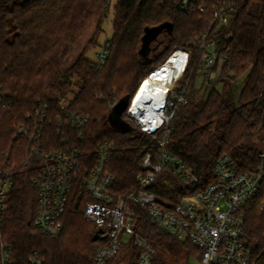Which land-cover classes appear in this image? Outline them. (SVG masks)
Here are the masks:
<instances>
[{
    "label": "trees",
    "instance_id": "16d2710c",
    "mask_svg": "<svg viewBox=\"0 0 264 264\" xmlns=\"http://www.w3.org/2000/svg\"><path fill=\"white\" fill-rule=\"evenodd\" d=\"M174 2L116 0L112 7L111 0H0V171L6 159L20 162L25 157L27 146L19 145L13 135L38 103L50 107L47 141L58 142L54 116L79 80L80 91L68 108L87 116L89 125L85 139L75 142L88 148L89 158L100 141L113 143L108 165L114 176L113 193L138 190L139 162L154 141L141 135L125 114L121 116L127 126L124 130L110 127L105 119L116 103H129L140 83L177 47L188 50L190 56L180 82L185 101L168 127L167 149L205 184L214 181L212 164L224 155L243 172H253L260 165L258 154L264 150V0H239L231 25L219 30V50L229 49L230 53L210 90L197 81L198 66L206 53L198 48V39L212 29L206 19L179 10ZM111 8L112 36L107 57L98 68L85 55L96 45ZM92 28V38L81 48L84 35ZM155 28L161 32L144 54L143 38ZM241 77L244 83L234 103L231 86ZM37 163L31 161L13 177L4 212L5 241L21 260L36 252L43 264H91L101 242L94 237V226L82 216L84 206L93 201L77 187L70 195L60 235L43 236L33 227L37 192L31 179ZM158 186L162 196H168L170 189L160 182ZM170 194L177 202L176 190ZM133 211L140 222L139 234L156 251L154 264H180L181 258L187 264L199 259L200 252L193 245L157 229L141 210L133 207ZM243 211L244 238L253 263L264 264V181ZM118 263H126L124 253L106 264Z\"/></svg>",
    "mask_w": 264,
    "mask_h": 264
},
{
    "label": "built area",
    "instance_id": "2783aa9c",
    "mask_svg": "<svg viewBox=\"0 0 264 264\" xmlns=\"http://www.w3.org/2000/svg\"><path fill=\"white\" fill-rule=\"evenodd\" d=\"M174 6L206 19L212 29L211 34L204 32L198 39V48L206 51L198 66L199 77L203 87L210 90L219 79L230 53L229 49L219 50V30L231 25L239 0H175ZM108 48L105 37L94 54V66L100 68ZM176 49H172L165 62L152 70L139 87L170 61ZM184 51L186 59L180 74L171 78L172 87L159 98L157 109L148 114V119L144 120L142 116L145 115L131 110L139 87L123 113L141 135L154 141L139 162L136 191L119 195L112 191L114 176L108 165L113 143L107 139L100 141L89 158L88 148L82 149V145L75 142L85 139L84 132L89 125L87 116L60 103V111L54 116L59 128L58 142L54 144L46 139L51 117L49 105L38 103L25 114V122L16 129L13 140L27 146L26 155L20 162L6 159L5 167L0 171V264H43L36 252L23 260L18 258L5 241L3 232L4 212L13 177L21 167L30 166L33 160L38 162L31 179L37 192L33 227L43 236L60 235L70 195L77 187L93 201L84 206L82 216L94 226V237L101 242L91 257V264H106L121 253L126 255L124 264H130L132 259L135 264H154L156 251L139 234L140 222L133 207L144 212L149 223L157 229L197 248L200 252L198 264H254L244 238L243 205L257 194L264 181V150L258 154L260 165L251 173L243 172L228 155L217 158L212 164L214 181L205 184L167 149L168 127L185 101L178 85L190 56L188 50ZM158 182L170 189L168 196H162ZM175 190L177 202L170 194Z\"/></svg>",
    "mask_w": 264,
    "mask_h": 264
},
{
    "label": "bare ground",
    "instance_id": "6f19581e",
    "mask_svg": "<svg viewBox=\"0 0 264 264\" xmlns=\"http://www.w3.org/2000/svg\"><path fill=\"white\" fill-rule=\"evenodd\" d=\"M185 59V51L179 48L176 49L170 61L162 69H158L150 79H146L139 87L131 110L145 115L142 116L144 120L148 119V114L153 109H157V103L160 102L159 98L172 87L171 78L180 74Z\"/></svg>",
    "mask_w": 264,
    "mask_h": 264
},
{
    "label": "rangeland",
    "instance_id": "374dc122",
    "mask_svg": "<svg viewBox=\"0 0 264 264\" xmlns=\"http://www.w3.org/2000/svg\"><path fill=\"white\" fill-rule=\"evenodd\" d=\"M115 2H116V0H111V6L112 7L114 6ZM112 17H113V13H112V8H111V11L109 12V14L107 16V19L104 20V22L102 23L101 32H99L98 35L96 36V45L94 47L89 48L88 51L86 52L85 56L89 61H92V62L94 61V54H96L99 51V47L101 46V43L103 42L104 38L107 37V39H109L112 36V27H111ZM93 30H94V28L89 30L84 35V37L80 43L81 48L83 46H85L89 42V40L92 38L93 32H94ZM160 50H161V45L157 46L156 52L154 55L155 57L157 56L156 54H159ZM154 56H152V57H154ZM200 78L201 77H199L197 79L198 83H201ZM243 83H244V77H241V78H238L237 80H235L231 86V98H232L234 103H236V101L238 99V96H239V93H240V90H241ZM178 85H180V83ZM80 88H81V82L79 80H75L71 92L67 96L66 100L62 101L61 104L62 105H68L75 98V96L78 94V92L80 91ZM105 120H106V124H109L107 119H105ZM168 261L171 262V258H168ZM183 262H184L183 258L179 259L180 264H182ZM118 264H121V263H118ZM187 264H198V262L195 259H190Z\"/></svg>",
    "mask_w": 264,
    "mask_h": 264
},
{
    "label": "water",
    "instance_id": "95a60500",
    "mask_svg": "<svg viewBox=\"0 0 264 264\" xmlns=\"http://www.w3.org/2000/svg\"><path fill=\"white\" fill-rule=\"evenodd\" d=\"M160 32L161 28L150 29L147 31L146 35L143 38L142 52H144V54H148V52L150 51L149 44L157 39ZM127 106L128 100H121L113 106L107 118L110 127L118 130L126 129L127 126L122 121L121 116L126 111Z\"/></svg>",
    "mask_w": 264,
    "mask_h": 264
}]
</instances>
